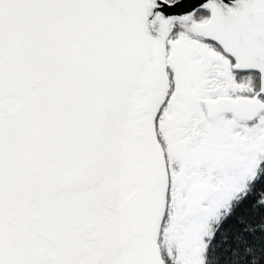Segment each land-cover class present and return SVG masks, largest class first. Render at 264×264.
<instances>
[{
    "label": "snow or ice",
    "instance_id": "obj_1",
    "mask_svg": "<svg viewBox=\"0 0 264 264\" xmlns=\"http://www.w3.org/2000/svg\"><path fill=\"white\" fill-rule=\"evenodd\" d=\"M0 264H264V0H0Z\"/></svg>",
    "mask_w": 264,
    "mask_h": 264
}]
</instances>
